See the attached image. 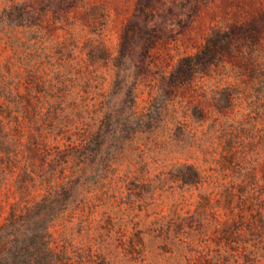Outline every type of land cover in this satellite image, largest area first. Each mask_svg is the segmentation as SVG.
Instances as JSON below:
<instances>
[{
  "label": "trees",
  "instance_id": "obj_1",
  "mask_svg": "<svg viewBox=\"0 0 264 264\" xmlns=\"http://www.w3.org/2000/svg\"><path fill=\"white\" fill-rule=\"evenodd\" d=\"M203 3L136 0L115 55L97 27L100 16L105 15L99 6L85 7L83 21L59 15L66 34L56 43L44 42L41 58H32L29 53L20 62L18 75H1L0 207L8 205L10 209L0 220V264H75L70 256L73 250L63 238L64 223L69 215L80 214L82 206L76 202L85 199L81 189L89 183L100 184L99 180L85 178L92 174L103 176L111 167H118L123 157L132 156L133 145H142V141L177 138L183 143L193 138L182 113L186 84L211 75L224 64V56L233 54L235 46L236 52L264 40L263 28L252 21L232 31L214 30L203 49L183 55L172 67L155 59L152 52L158 44L176 39ZM48 39H52L51 29L45 28L41 40ZM34 40L31 38L26 46L39 50ZM82 40L84 47L91 44L88 56L80 58L75 56L74 46ZM250 55L243 54L245 67L252 63ZM101 62H110L115 71L110 91L103 88L98 67ZM31 71L36 76L33 91L41 96L21 90L23 78ZM234 87L233 94L244 92L237 88L238 84ZM254 97L249 106L255 113L261 110L258 118L264 119V96ZM258 118L249 125L241 121L233 127L221 124L228 131L225 168L235 171L242 167L238 161L248 158L251 143L264 145V129L258 126ZM167 131L170 136H162ZM129 167L131 172L136 166L131 161ZM262 167L264 172V163ZM179 168L174 175L186 184L202 182L203 169L196 162H184ZM243 168L245 180L254 178L255 166ZM263 198L256 195L250 201L256 199L260 206ZM231 204L229 200L228 206ZM245 204L243 199L242 212ZM260 214L252 219L256 226L249 227L254 240L264 239V213ZM225 221L220 222L225 240L240 242L235 224ZM253 251L257 256L253 264H264V242ZM251 260L246 261L252 263Z\"/></svg>",
  "mask_w": 264,
  "mask_h": 264
},
{
  "label": "rangeland",
  "instance_id": "obj_2",
  "mask_svg": "<svg viewBox=\"0 0 264 264\" xmlns=\"http://www.w3.org/2000/svg\"><path fill=\"white\" fill-rule=\"evenodd\" d=\"M203 1L199 13L176 39L161 42L153 50L155 59L172 67L183 55L203 49L214 30L232 31L252 21L264 30V0ZM135 4L136 0H0V36H4L0 39V77L18 75L20 62L29 53L32 58H41L44 42L56 43L66 34L59 15L83 21L82 13L90 6L105 11L97 27L103 31L113 55L117 54ZM90 27L91 24L87 28ZM45 28L51 29L52 39L41 40ZM31 38L39 50L27 48ZM90 44L84 47L82 40L74 46L75 56H88ZM234 48L233 54L224 56V64L211 75L186 84L182 113L190 124L192 139L181 143L173 135L176 139L168 138L167 142L142 141V145H133L132 156L123 157L118 167H111L103 176L92 174L85 178L99 180L100 184L89 183L81 189L85 199L76 202L82 206L81 212L69 215L64 223L63 238L73 250L70 256L75 264H253V259H257L253 250L264 239L254 240L249 227L256 226L254 216L264 213V198L260 206L258 200H250L252 196H264V145L251 143L248 158L238 161L242 167L236 163L235 171L225 168L228 131L221 124L233 127L241 121L249 125L262 112L255 113L249 104L254 96H264V40L244 50L235 52ZM247 52L253 59L249 67L242 62ZM98 67L103 88L110 91L114 68L110 62H101ZM253 68L260 70L252 72ZM35 79L32 71L27 72L22 92L41 96L33 91ZM235 84L244 92L233 94ZM258 121L264 129V119ZM170 134L167 131L162 136ZM131 161L136 167L130 172ZM184 162H196L202 167L203 180L199 185L186 184L174 175ZM251 165L255 166L254 178L245 180L243 167ZM243 199L245 212L240 206ZM9 209L8 205L0 207V220ZM225 219L235 224L232 226L240 242H228L223 237L220 222ZM90 247L91 252L87 251ZM244 258L252 259V263Z\"/></svg>",
  "mask_w": 264,
  "mask_h": 264
}]
</instances>
